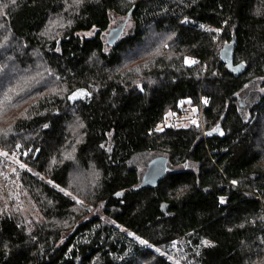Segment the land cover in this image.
I'll return each mask as SVG.
<instances>
[{"label": "trees", "instance_id": "obj_1", "mask_svg": "<svg viewBox=\"0 0 264 264\" xmlns=\"http://www.w3.org/2000/svg\"><path fill=\"white\" fill-rule=\"evenodd\" d=\"M0 46V150L40 218L0 208V264H174L175 243L184 264H264V0H0ZM185 100L206 132L159 130Z\"/></svg>", "mask_w": 264, "mask_h": 264}, {"label": "rangeland", "instance_id": "obj_2", "mask_svg": "<svg viewBox=\"0 0 264 264\" xmlns=\"http://www.w3.org/2000/svg\"><path fill=\"white\" fill-rule=\"evenodd\" d=\"M73 3L74 0H73ZM55 18L49 26V31H56L59 28L66 27V23H68V20L66 18ZM124 19L121 17L114 16L112 18V24H111V29L118 27L119 25L122 24V21ZM110 29V30H111ZM109 33V32H108ZM95 34V31H90L86 33H80L82 37L85 38H90L93 37ZM125 35V31L122 35V37ZM221 32H218L217 37L220 38ZM108 36V34H107ZM121 37V38H122ZM161 39H156V42L159 43ZM104 41L106 42V38L104 37ZM5 46L7 47L6 43L3 42ZM149 44L146 45V48L144 50L138 51L133 54V57H139L140 55L143 54V52L147 49ZM3 47L0 46V50H2ZM14 75V73H13ZM256 99V97H255ZM254 99V100H255ZM203 103L201 102L199 105H194L192 101L185 100L181 101L179 103L178 109L174 112H170L167 114L165 117L164 122L159 125L158 129L163 130L166 127L169 126H174L176 128L180 127H196L200 128L204 133L206 132L205 128V118H204V112H203ZM246 113V111H244ZM111 143L108 145V148H110ZM2 153H7V155H1L6 158V161L9 162V165L3 166L0 168V208L4 206L1 210H10L11 208H14L15 205L18 203L21 204L22 212L21 214L25 217V221L27 225L33 224V220L35 222L40 221L39 214L34 206L32 204V201H28V198L24 195L23 191L21 190V187L19 185V182L12 179L14 177V173L17 170L24 169L26 167H20L21 164H24V160L22 159L20 153L18 152H4L0 150ZM155 155L149 154V155H144L139 158V164L140 167L143 165L147 166L148 163L152 160ZM70 158V157H67ZM156 158V157H154ZM153 158V159H154ZM149 161V162H148ZM25 165V164H24ZM95 173V172H94ZM96 174V173H95ZM82 174L77 170V167L74 169V173L71 176V184L72 187L77 186L79 189H84L80 184L78 183V180L81 178ZM98 177V175H96ZM87 187L86 189L91 186L92 181L87 180ZM94 185V184H93ZM86 191V190H85ZM65 194L70 195L71 190L69 191H64ZM85 193V192H84ZM72 198H74L78 204L77 211L82 209V208H91V206H88V203L86 200H83L81 197H78L74 194L71 195ZM11 199H14L16 202L14 204H10ZM82 202V203H81ZM5 204V205H4ZM140 243L141 239H137ZM148 246V244H143ZM158 252L165 256L169 261H171L174 264H184L182 263V260L180 258H177L174 256V254H177L179 252V246L175 243L172 248L168 252H164V250H158Z\"/></svg>", "mask_w": 264, "mask_h": 264}, {"label": "water", "instance_id": "obj_3", "mask_svg": "<svg viewBox=\"0 0 264 264\" xmlns=\"http://www.w3.org/2000/svg\"><path fill=\"white\" fill-rule=\"evenodd\" d=\"M125 31V24H121L118 27L112 28L107 36L106 44L108 46H114L122 37ZM230 53V49L226 54ZM168 173V160L166 157H156L152 159L148 165L145 174L142 178V187L154 188L158 187L165 179Z\"/></svg>", "mask_w": 264, "mask_h": 264}, {"label": "snow or ice", "instance_id": "obj_4", "mask_svg": "<svg viewBox=\"0 0 264 264\" xmlns=\"http://www.w3.org/2000/svg\"><path fill=\"white\" fill-rule=\"evenodd\" d=\"M74 2L78 4V3L80 2V0H74ZM11 3H12V4H15V0H11ZM193 62H194V61H193ZM262 91H264V89H262ZM75 95H76V94H74V96H75ZM45 127H47V125H45ZM0 155H7V153H2V152H0ZM20 167H26V165L21 164ZM233 183H236V182L233 181ZM61 191H63V189H61ZM81 203H82V202H81ZM141 243H142V244H147V241H141ZM203 243H205L206 245L209 244L208 241H204ZM157 251H158V250H157Z\"/></svg>", "mask_w": 264, "mask_h": 264}, {"label": "flooded vegetation", "instance_id": "obj_5", "mask_svg": "<svg viewBox=\"0 0 264 264\" xmlns=\"http://www.w3.org/2000/svg\"><path fill=\"white\" fill-rule=\"evenodd\" d=\"M228 59L227 60H229V57H227Z\"/></svg>", "mask_w": 264, "mask_h": 264}]
</instances>
